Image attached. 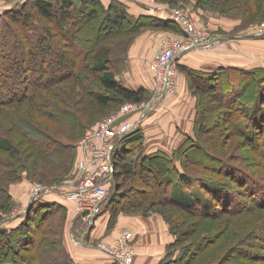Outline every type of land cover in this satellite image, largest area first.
I'll return each instance as SVG.
<instances>
[{
    "label": "trees",
    "instance_id": "obj_1",
    "mask_svg": "<svg viewBox=\"0 0 264 264\" xmlns=\"http://www.w3.org/2000/svg\"><path fill=\"white\" fill-rule=\"evenodd\" d=\"M259 7H261V13L256 15V19L264 18V2H260ZM239 14H242V12ZM36 17L46 20L50 25L42 26L38 24L37 31H40V34L39 36L37 34V40L34 41L30 36L29 27L32 20ZM97 18L103 21V23L112 21L114 26H117L115 32L120 31L123 25L126 26V24H129L130 29H137V27L146 23L163 24L166 26L174 23L170 19L154 15L143 14L136 16L130 13L127 5L120 0H112L109 5L104 4L102 0L18 1L15 6L0 13V26L5 27L4 32L0 36V45H8L6 42L10 43L13 39L16 40V44L22 42V46L24 47L18 51L17 56L15 52L11 58H8L9 55L6 49H0V112H3L4 108L12 104H17V106L19 105L22 108L26 106V112L31 114H35L32 112V109H35L39 112L38 117L42 118L48 116L49 118L57 119L62 116V112L67 114L71 112L69 109H66L64 102L59 103L56 101V105L53 104L51 107V99L49 103L46 97L41 98L42 90L48 89L49 86L62 80V74L54 73L56 68L51 70L52 74L49 77L40 75L39 80H36L33 85H30L26 81L25 75L28 68L36 71L41 66H44V64H51V68L59 65V68L68 70L69 75L67 78L69 76L71 78L75 77L80 86H87L90 90L89 93L95 95L96 101L100 106L107 107L113 102L120 103L124 100V102H139L148 89L144 86L133 88L126 85L123 80L117 77V72L111 68V64H114L116 67L121 65L126 60L125 55L114 56L113 59L108 56L102 59L101 57L104 54L107 56V53L99 52L97 54V59H99L93 63H88L89 50L92 45L84 47L76 41L77 37H86L92 41V44L99 40L98 37L100 36L93 35L90 37V33L87 32V29H89L87 28L88 25L90 27L97 26L94 23V20ZM99 26L102 27V24ZM84 31L87 33H84ZM55 36H61L62 40L55 39ZM23 42L26 44H23ZM30 42H33V44L30 45ZM37 51L43 54L42 58H40L41 60L36 56ZM56 52L58 54L54 55V61L49 62L47 57L53 56ZM80 54L83 56L80 57ZM21 58L25 60H21ZM7 59L9 60L6 63ZM79 59L84 62L87 61L88 65L86 67L97 75L98 84H101L104 90L94 91L90 88L88 77L80 71ZM21 61L25 62V67L20 65ZM188 69V75L193 80V86L191 85L190 87L192 90H196V93L193 92L198 98L195 118L197 135H187L186 140L179 148L173 150L172 153L157 150L144 154L143 143L145 134L141 127L129 134L114 154L115 169L112 179L115 188L111 190L109 184V194L103 202L101 211L97 217L103 213L105 210L104 204L105 202L107 204L108 201L112 202L110 210L112 219L117 211V207L126 208L129 205L135 206V204L137 205V203L143 200L145 202L148 200L146 204L150 206V203L155 204V201H157L177 208L184 215L188 214L191 217L198 218V221L205 227L206 232L213 233L215 230V234H217L215 238L225 235L227 233L225 227H230V223L231 226L238 229L234 231L236 239L231 242V246L226 252L220 253L218 263L221 260H223L224 264H245L246 261L248 263L252 262V264L255 262L259 263L257 258L251 257L250 253L252 251L250 248L248 250L246 247L250 245V238L259 234L258 229H255L256 222H254V217H257V214L260 212L259 210L264 209V199H261V196L256 197L250 192L253 187L260 190V192H264V184H262L264 182V68L243 69L239 67H224L220 68L217 72ZM84 70L87 69L84 68ZM5 79L14 80L12 88L16 84L24 82L22 86L25 92H27L17 97V95L11 93V87L5 83ZM252 84L254 87L249 90L248 88ZM215 87L218 89V93L213 96L223 102L226 107L221 112V119L230 124L234 134L241 138L239 142L241 147L249 149L253 154V156L245 155L247 156L246 161L248 164L244 170L241 165L237 168L235 166L237 163L228 164L226 156L220 158L215 153L210 152L208 146L212 144L211 141H207L206 138L201 136V133L210 132L212 129H208V126H206V121L208 120L206 114L209 111L210 104L206 102L207 99L204 97H199L198 88L204 91H211ZM23 102H25L24 105ZM242 118L246 120V126H242L241 128L237 125L236 121ZM204 125L207 128H204ZM13 127L20 132V136H23L29 144H35V146H32V149L37 150L40 153V157L48 158L38 148L39 146L42 149V146L36 143L38 139H31L32 135L30 132L37 131L36 127H38L33 119L29 122L21 120L17 116L13 122ZM247 128L252 133L248 132ZM47 138L49 142L53 143L50 141L51 138L48 136ZM42 143V145H45V142ZM137 147L140 148L137 159L129 161L127 156L137 149ZM201 147L203 150L201 158L197 156L198 153H194L193 156V151H188L191 148ZM17 148L9 137L0 133L1 151H7L12 154L13 152H17ZM207 157L210 163L201 164L202 160ZM217 160L224 162L225 165H222ZM191 162L206 168L205 170H210L214 176H204L190 172L188 169ZM238 162L240 163V161ZM142 173H146V175L151 173L152 177L154 174L158 175L154 177L152 192L141 191L143 195L138 194L137 198L140 197L138 202L134 200V197L129 196V192L134 190L137 184L136 177ZM143 180L146 183L150 181L148 176L143 178ZM173 180L181 182L184 187L193 186L197 182L204 194L209 197L208 202H201V200L195 199L188 204L172 198L170 196V183ZM248 182L251 184V188L249 189L247 188ZM62 192L60 191V193ZM65 203L45 199L42 201L32 200L29 204L30 210L28 209L25 214L16 217L22 219L18 226L9 227L6 223L10 219L5 221L4 224L7 227L4 226L0 229V264L9 262L8 259L10 257H17L20 253L26 260L25 264H54L53 260L46 259V256L50 254L54 255L50 250L52 246L55 248L58 246L59 250V254L55 252L56 255L53 256L58 260L56 264H77L74 256L64 244V232L62 234L63 240L57 239L58 237H50L51 233L56 236L55 224L53 227H50L49 230H52L50 234L45 233L42 237L36 236L38 231H42L45 228L42 225L43 221L50 218L54 212L63 211L65 213L64 220H66L68 212H70V209H73L74 205L72 203L71 205L70 202L68 204ZM3 204H0V208ZM39 214L41 216L34 219V216H38ZM224 216H226V219ZM183 217L180 213L171 214L170 218L167 217L172 225L170 226V230L176 235V238L172 244L168 245V254L161 264H193L196 260L198 254H196V250L194 251V246L191 243L187 244L186 248L183 245L181 249L180 244L185 242V227L182 228L180 226L181 228L179 229H182V231L179 230L178 233V229L172 223V220L177 223L182 219L184 220L182 225L185 226L186 220ZM222 218L224 219L222 220ZM210 219L218 220V229L217 227L213 229L210 224H208V227L204 226L203 223L206 224ZM58 223H61L62 228L65 221L64 223L58 221ZM32 224L36 225V228L32 227ZM179 225H181V221ZM221 227L222 230L220 229ZM259 236L262 235L259 234ZM262 237L264 238V236ZM215 238L212 236L210 243L214 242ZM24 242L26 243L24 244ZM254 244L256 243H252L250 246H254ZM43 248L45 249L42 250ZM195 248L197 250L200 249L199 247ZM113 264L120 263L115 261Z\"/></svg>",
    "mask_w": 264,
    "mask_h": 264
},
{
    "label": "rangeland",
    "instance_id": "obj_2",
    "mask_svg": "<svg viewBox=\"0 0 264 264\" xmlns=\"http://www.w3.org/2000/svg\"><path fill=\"white\" fill-rule=\"evenodd\" d=\"M143 1L151 4V6L156 9V11H160L159 9L161 8L163 9V11L169 12L168 14H170V12L174 9H179L188 16L189 20L192 21L191 24L197 32H201V34H209L210 43H208L207 48L197 47L195 48V50L192 49L191 51H187L183 54L184 59L189 57H192L194 59V57L200 54H203L202 56H205L211 55L215 51H225V49H227L226 45H231V42H233L231 39H226L228 35L255 30L264 21V18L256 19V15L261 13V7H259V3L264 2V0H141V2ZM240 12H242V14H239ZM170 20L174 23H170L168 26L163 24L146 23L137 27V29H130L131 27H129V24H126V26L123 25L120 31L115 32L117 26H114L112 21L103 23V21L97 18L96 20H94V23L97 25L96 27H90L89 25L87 26V28H89L87 29V32L90 33V37L93 35L100 36L98 37L99 40L97 42L92 44V41H90V39L86 37L76 38V41L82 44L84 47L92 45L89 50L90 55L89 60H87L88 63H93L94 61L98 60L99 58L97 59V54L99 52L107 53V56L106 54H104L101 57L102 59L108 56L113 59L114 56L125 55L126 60L123 62L125 63V66L121 67V69L120 65L116 67L114 66V64H111L112 70L117 73L123 71L122 74H124V72L128 68V63H130L131 55L134 56L138 53L143 55L144 52L149 53L151 58L148 63L154 77L155 87L152 91L148 90L139 102L126 101L136 103L138 107L137 113L145 110L149 102H156L163 95L175 94L180 84V80L182 81V79L184 80L185 78V87L187 88L188 86L187 89L191 92L192 96L196 98L197 103L198 98L195 94L196 90L194 91L190 87L191 85L193 86V80L192 77L188 75L189 67L180 66V58L176 60V65L174 66L175 74L172 76L173 81L170 83L168 90L164 94H162V96H156L158 91L156 89L157 74L155 71L153 73L151 64L155 61L156 55L160 50L165 38L185 37V35L183 34L184 29L181 27V25L177 21H174L172 19ZM38 24L42 26L50 25L46 20H43L39 17L33 19L29 27V32L31 38L34 41L37 40V34L38 36L40 34V31H37ZM101 24L102 27L99 26ZM4 29L5 27L1 25L0 36L4 32ZM87 32L84 31V33ZM221 34L225 36L224 39H215L216 37H218L217 35ZM212 37L215 38L212 39ZM55 39L62 40V37L55 36ZM15 42L16 40L12 39L10 43L6 42L8 45H0V49H6V52L9 55L8 58L13 57L12 55H14L15 52L17 56L18 51L24 48L22 46V42L19 41L20 44H16ZM23 44L26 43L23 42ZM29 44L32 45L33 42H30ZM56 54H58V52L54 53L53 56H48L47 60L49 62H53L55 59L54 55L56 56ZM36 56L39 60H41L40 58H42L43 54L37 51ZM82 56L83 55L80 54V57ZM8 60L9 59L6 60V63ZM21 60L25 59L21 58ZM87 61L84 62L79 59V68L81 73H84L88 77V85H90V88H92L94 91H101L102 89L104 90L101 84H98L99 80L97 75H95L91 71V69L86 67L88 65ZM20 65L25 67L26 64L24 61H21ZM54 68H56L54 73L62 74V80L52 86H49L48 89L42 90L41 98L46 97L49 100V103L51 99V107L53 104L56 105V101H58L59 103L64 102L66 104V109H69V111L71 112H68V114L62 112V116L58 117L57 119H52L48 116L42 118L38 117L39 112L35 109H32V112L35 114L27 113L26 106L22 108L19 105L17 106V104L9 105L3 109V112H0V133L6 137H9L14 142V145L18 147L17 152H13L12 154L10 152L0 150V204L4 203L0 208V229L1 227L6 226L7 223L4 224V222L12 219L17 210H26L23 214H25L28 209L30 210L29 203H25L26 199L24 198V196L27 195L30 198L31 194L35 191V188L38 184L48 186L50 194L55 193L54 191L57 190L58 192H65L66 190H70L78 186L84 175L83 171L79 170L78 163L81 159L84 158V154L86 157V151L84 152V149L78 148V142L96 127L100 119L115 114L116 111L119 110L120 106L126 103L124 102V100L120 103L113 102L107 107L100 106L96 101L95 95L89 93L90 90L88 89V87H82V85L80 86V84L77 83L75 77L71 78V76H69L67 78V76L69 75L68 70L59 68V65L51 68V64H44V66H41L40 69H37L36 71L28 68L26 71L25 79L30 85H33L36 80H39L40 75H44L47 77L51 76V70H53ZM84 68H86L87 70H84ZM220 68L221 67H217L215 68V70L207 72H217L220 70ZM118 77L120 78V75H118ZM13 81L14 80L12 79H5V83L9 84L11 87V93L17 95L18 97L20 96V94H23L25 92V89L22 86L24 82H22L21 84H16L12 88ZM252 87H254L253 84L248 89L251 90ZM198 92L200 95L199 97H204L205 99H207L206 102L210 104L209 111L206 114L208 116L206 126H208V129H212V131L201 133V136L203 138H206L207 141H211L212 143L208 146V150H210V152H213V154L215 153L220 158L226 156L225 158L228 160V164L237 163V165L235 166L239 168L241 165L244 170L245 166L248 164L246 161L247 156L245 155L253 156V154L249 149L241 147V144L239 143L241 141V138L238 135L234 134V132L232 131L233 128L232 126H230V124L221 119V112H223V109H225L226 107L224 106L223 102L219 101L215 96H213L214 94L218 93V89L215 87L211 91H204L198 88ZM24 103L25 102H23V105ZM155 105L158 106L159 104L157 103ZM155 105L154 107L149 109V111L152 112L156 107ZM199 105L201 106V104ZM17 116H19L21 120L31 122L33 119L36 122V125L38 126L36 127L37 131L30 132V134L32 135L31 139H38L36 143H39L42 146V149L39 146L38 148L41 150V153L46 155L48 158L40 157V153H38L37 150L32 149V146H35V144H29L23 136H20V132L13 127V122L15 121V118H17ZM245 121L246 120L242 118L241 120H237L236 123L242 128V126H246ZM206 126L204 125V128H207ZM230 129L232 132L230 131ZM247 130L248 132L252 133L248 128ZM194 134H196V127H194L193 131L191 132V136H194ZM47 136L51 138L50 141H52L53 143L49 142ZM42 142H45V145H42ZM139 150L140 148L137 147V149H135L127 156V159H129V161L136 160L139 155ZM188 151H193V156L194 153H198L197 156H199L200 158L202 156L201 154H203L202 147L194 149L191 148ZM237 160L240 161V163ZM217 161L222 163V165H225L224 162L220 160ZM205 163H210L208 157L203 159L201 162V164ZM189 164L190 168L188 170L190 172L204 176H214V174L211 173L210 170H205L206 168H203L202 166L200 167L196 163L191 162ZM31 165L33 168L31 167ZM150 174L151 173H148V175H146V173H142L136 177L137 184L134 190L132 192H129V196L134 197V200H140V197L137 198V196L138 194L143 195L141 191L152 192L154 182L153 180L154 177L158 174H154L153 177ZM147 176L149 177L150 181L146 183L144 182L143 178H146ZM109 183L110 189L113 190L115 188L113 179H111ZM249 183L250 182H248L247 184L248 189L251 188V184ZM262 184H264V182ZM49 187H51V189ZM250 192H252L256 197L261 196V199H264V192H260V190H258L257 188L255 189L253 187ZM46 196L40 197L37 201H42ZM170 196L176 200L188 204L195 199H199L201 200V202H208L209 199V197L204 194L203 190H201L197 182H195L193 186L184 187L181 182H178L176 180H173L170 183ZM21 197H23V199ZM65 200L74 205L72 209L74 210V213H72L71 215L72 217L67 215L66 220H64L65 213L63 211L60 210L54 212L53 215L50 216V218L43 221L42 225H44L43 227L45 228L43 230L41 229L42 231L37 232V230L35 229L37 232V237H42L45 233L50 234L52 230L49 229L55 224L56 226L54 227V229L57 232L56 236L51 233L50 237H58L57 239L63 240L62 234L66 229L65 224L70 223L72 219L75 222L74 228L78 226L81 230H83L85 227H91L89 226L88 219L77 216L78 213H76L75 211V202L70 201L67 198H65ZM144 202L145 201L143 200L137 203V205L135 204V206L129 205L126 206V208L116 206L117 211L114 215V218L111 220L109 227L110 231L92 240L93 244H96L97 247H100V244L109 245L111 243H114L117 237L123 235L125 232H130L128 231L129 229L127 226L131 227L139 220L141 216H159L169 226L170 229V226L172 225L168 218L171 217V214L174 215L176 213H180L182 217L184 215L182 214L183 212H181L177 208L167 206L157 201H155V204L150 203V206L146 204L148 203V200L147 202ZM111 207L112 202L108 201L107 204L105 202V209L109 208L111 210ZM259 211L260 212L259 214H257V217H254L253 214H251V216L255 218V229H258V233L264 236V209H261ZM40 216V214L38 216H34V219H37ZM68 217H70L69 222H67ZM225 217L226 216H224V218ZM183 218H185L186 220L185 226L182 225L184 223V220L182 219L177 222L178 224L174 222V220H172V223L178 229V233L179 230L182 231V229L179 228L185 227V242H182L180 245L181 249L183 245L186 248L187 244L189 243L194 246V251L196 250V254L198 255L193 264H224L222 262L223 260L218 263L219 255L221 252H226L229 249V247L231 246V242L236 239L234 231L238 229L234 226H231L230 223V227H225V231L227 230V233L223 236L215 238L217 235L215 234V230L213 233H209L208 231L206 232L205 227H203L202 223L198 221V218L191 217L188 214H185ZM224 218H222V220ZM58 221L63 223L65 221V224L64 226H62V228L61 223L57 224ZM180 221L181 225H179ZM203 224L206 227H208V224H210L213 229H216L219 222L218 220L210 219L206 224ZM116 225L121 226L114 229ZM32 227L36 228V225L32 224ZM220 229L222 230V227ZM170 232L174 236L175 240L176 235L171 230ZM118 233L121 234L112 237ZM259 234H256L249 240L250 245L252 243L256 244H254V246L249 245L246 247L248 250L250 248V250L252 251L250 253L251 257L257 258L259 262H255L253 264H264V238L262 236H259ZM212 236L215 239L213 240L214 242L210 243ZM77 238L78 237L76 236V239ZM126 241L128 245L132 246L136 252L135 258L131 263L134 264L138 251L133 233L132 236ZM26 242H24V244ZM205 245L206 247H204ZM195 247H199L200 249L197 250V248ZM44 249L45 248H43L42 250ZM50 250L52 253H54V255H56V253L59 254L58 246H56V248L52 246ZM53 256L50 254L46 256V259L53 260V262H55L54 264H56V261L58 260ZM8 260L9 262L5 264L26 263V260L21 253L17 257H10ZM245 264H252V262L248 263L246 261Z\"/></svg>",
    "mask_w": 264,
    "mask_h": 264
},
{
    "label": "crops",
    "instance_id": "obj_3",
    "mask_svg": "<svg viewBox=\"0 0 264 264\" xmlns=\"http://www.w3.org/2000/svg\"><path fill=\"white\" fill-rule=\"evenodd\" d=\"M18 1L21 0H0V13L12 8ZM102 1L104 4L109 5L112 0ZM120 1L127 5L130 13L136 16L147 14L170 19L169 12L163 11L161 8L159 9L160 11H156L146 1ZM253 31L228 35L226 39H231L233 42H231V45H226L227 49L225 51H215L211 55L205 56L200 54L194 59L192 57L184 59L182 54L183 56L179 57V64L182 67L203 71L215 70L217 67L264 68V38L255 36ZM217 36L218 39L225 38L222 34ZM138 54L130 56L127 70L124 74H122L123 71L117 73V77L120 75V79L130 87L138 88L144 86L152 91L155 87V81L148 63L151 56L148 52H144L143 55ZM124 66L125 63L121 64L120 69ZM185 79L180 80L175 94L163 95L164 97L161 95L162 97L154 103V105L157 103L159 105H155L156 107L152 112L149 109L154 107V105L143 112L141 129L145 134L143 143L144 154L157 150L172 153L173 150L181 146L187 135H191L195 127L196 98L187 89L188 86L187 88L185 87ZM139 113H134L132 117L137 118L140 115ZM54 192L53 194L48 193L44 199L69 203L65 200L62 193ZM21 198L23 199V197ZM24 198L26 199L25 203L28 202L30 204L32 202L31 197L29 198V196L25 195ZM72 213H74V210L70 209L68 216L72 217ZM70 217H68L67 222L70 221ZM21 220V218L12 217L8 221L7 226L16 227ZM111 220V211L106 208L102 214L95 218L94 224L89 225L91 227H85L83 230L78 226L74 228L75 222L73 219L70 223L65 224L64 244L74 256L77 264H113L118 261L112 255L97 247L96 244H93L92 241L110 231ZM120 226L116 225L114 229ZM127 227L128 231L134 235L138 251L134 264H161L168 254V245L174 241V236L163 219L159 216L155 217V215L141 216L135 224ZM120 234H115L112 237ZM76 236L78 237L77 239ZM118 262L122 264L120 261Z\"/></svg>",
    "mask_w": 264,
    "mask_h": 264
},
{
    "label": "built area",
    "instance_id": "obj_4",
    "mask_svg": "<svg viewBox=\"0 0 264 264\" xmlns=\"http://www.w3.org/2000/svg\"><path fill=\"white\" fill-rule=\"evenodd\" d=\"M170 19L181 25L185 37L165 38L155 61L151 64L153 73L155 71L157 74L156 89L158 91L156 96H161L168 90L173 81L172 76L175 74L176 60L182 54L197 47L207 48L210 43L209 34L197 32L191 24L192 21L181 10L171 11ZM253 34L264 38V21L253 31ZM214 38L212 37V39ZM154 103V101L149 102L146 109L141 111L137 118L132 117L134 113L138 112L136 103L122 104L115 114L100 119L96 127L78 142V148L86 151V157L84 154V158L78 163V168L83 171L84 175L78 186L63 191V194L65 198L75 202L77 216L88 219L89 225L95 222L94 220L109 194V182L113 178L115 169L114 154L123 140L141 127L143 112L151 108ZM49 188L51 189V187ZM49 191L48 186L38 184L31 194V198L38 200L40 197L46 196ZM25 211L17 210L13 217L20 216ZM131 236V232H125L117 237L114 243L100 244L98 247L123 264H131L136 255L134 248L126 241Z\"/></svg>",
    "mask_w": 264,
    "mask_h": 264
},
{
    "label": "water",
    "instance_id": "obj_5",
    "mask_svg": "<svg viewBox=\"0 0 264 264\" xmlns=\"http://www.w3.org/2000/svg\"><path fill=\"white\" fill-rule=\"evenodd\" d=\"M85 214H86V212H85Z\"/></svg>",
    "mask_w": 264,
    "mask_h": 264
}]
</instances>
